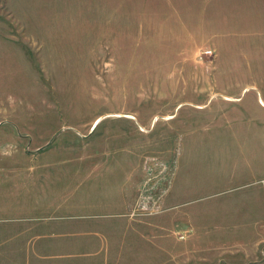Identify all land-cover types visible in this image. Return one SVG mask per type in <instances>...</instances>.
Segmentation results:
<instances>
[{"label":"rangeland","instance_id":"obj_1","mask_svg":"<svg viewBox=\"0 0 264 264\" xmlns=\"http://www.w3.org/2000/svg\"><path fill=\"white\" fill-rule=\"evenodd\" d=\"M5 252L264 264V0H0Z\"/></svg>","mask_w":264,"mask_h":264},{"label":"crops","instance_id":"obj_2","mask_svg":"<svg viewBox=\"0 0 264 264\" xmlns=\"http://www.w3.org/2000/svg\"><path fill=\"white\" fill-rule=\"evenodd\" d=\"M125 192H126L125 190H122V192L120 191L121 195L118 199H115L113 203H110L104 206L106 209H109L112 211V213L110 214L117 215V216H121V215L123 216V214L126 212L127 205H126ZM9 252L0 253V259L4 260V258H8L10 254Z\"/></svg>","mask_w":264,"mask_h":264},{"label":"built area","instance_id":"obj_3","mask_svg":"<svg viewBox=\"0 0 264 264\" xmlns=\"http://www.w3.org/2000/svg\"><path fill=\"white\" fill-rule=\"evenodd\" d=\"M155 207H156V202L154 200L151 201L148 191H143V195L141 196L140 194L138 200L132 207V214L139 215L141 212L149 211L150 208L153 209Z\"/></svg>","mask_w":264,"mask_h":264}]
</instances>
